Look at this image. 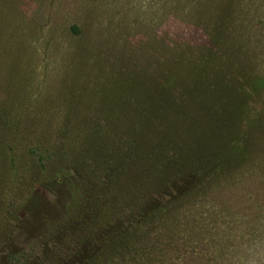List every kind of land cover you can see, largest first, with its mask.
Instances as JSON below:
<instances>
[{
	"label": "rangeland",
	"instance_id": "1",
	"mask_svg": "<svg viewBox=\"0 0 264 264\" xmlns=\"http://www.w3.org/2000/svg\"><path fill=\"white\" fill-rule=\"evenodd\" d=\"M154 64L182 67L165 97ZM238 73L264 75V0H0V264H264V89L223 114Z\"/></svg>",
	"mask_w": 264,
	"mask_h": 264
},
{
	"label": "trees",
	"instance_id": "2",
	"mask_svg": "<svg viewBox=\"0 0 264 264\" xmlns=\"http://www.w3.org/2000/svg\"><path fill=\"white\" fill-rule=\"evenodd\" d=\"M69 31L72 34H80L82 30L80 26H78L77 24H73V25H70ZM106 33H104V35ZM103 36L97 37V41L102 42L103 45H105L107 48H110L112 46V43H110L111 40L110 41L108 40V36H104V37ZM203 42H206V41L203 40ZM204 45L206 44L204 43ZM140 52L143 54V56L147 60L162 57L160 53L156 54L155 51L153 50H152V54H150L149 49H147V47L142 48ZM116 53L118 52L110 50V49L106 50V54L108 55L109 58L114 59L118 63H124V64H118L115 67L112 65L113 71L105 78V80L108 79V82L111 81L113 85H116L119 92L131 93L134 90L132 85L136 84L137 82L136 73L127 72L130 68H127L125 66V62L121 61V60H124L123 58L125 57L129 58L131 53L125 54V56H123L122 58H119V55ZM180 56L181 58H183L184 56H186V54L185 55L179 54L174 59L176 60L181 59L179 58ZM196 56H199L200 58H203V59L205 58V50L201 44L197 46ZM170 57H173V55H170ZM134 67H137V66H134ZM196 67L193 69V71L196 72L194 74L193 79L197 78L196 80L200 81L201 77L202 78L205 77V74H206L205 69H204V66L202 65H198ZM158 68H159L158 64L149 65L148 67L144 66V68L137 67V69L139 70L137 73V76L138 74L139 75L142 74L143 78L146 79V82L144 84L149 87V90L152 92L153 87H155L156 91H159L158 94H161L162 97H165L164 95L167 92L162 87L165 84H167L168 86H172L174 88L176 86L175 82L177 83L178 81V79L176 78V75L177 73H179V71L182 70V67H178V66L165 67L164 68L165 71H163L161 74L162 77H164V80L162 81L161 86L156 87L154 85L155 83L150 79L151 77H153V74H154L153 71L157 70ZM235 76L236 78L235 79L233 78L234 82L231 83L233 90H231L232 92L229 93L230 95H228L229 102L221 110L223 114H227L228 116H230V118L241 115L243 111L246 109V107L248 106L249 102L251 101V98L259 94L264 89V75L263 74L240 75L238 73ZM220 83H223V82L220 80ZM232 94L234 95V100L230 97ZM236 97L238 98L240 97V98L237 102L234 103ZM249 146H250L249 144L245 145L243 141L242 142L233 141L232 146L229 147L230 149L228 150V152L237 154V149L246 147V150H248ZM39 158L42 160H45L42 155H39Z\"/></svg>",
	"mask_w": 264,
	"mask_h": 264
}]
</instances>
